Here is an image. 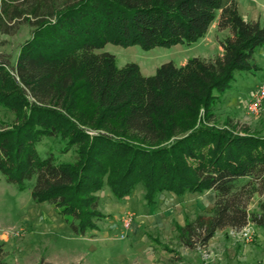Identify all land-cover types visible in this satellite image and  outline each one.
<instances>
[{
	"label": "trees",
	"instance_id": "trees-1",
	"mask_svg": "<svg viewBox=\"0 0 264 264\" xmlns=\"http://www.w3.org/2000/svg\"><path fill=\"white\" fill-rule=\"evenodd\" d=\"M216 22L231 32L219 55L165 63L153 76L96 52L191 45ZM23 24L32 33L15 65L0 59V105L16 114L0 132L8 183L23 191L34 181V200L59 209L79 235L98 230L106 187L124 200L140 184L151 207L164 192L214 193L211 212L177 225L186 248L207 247L220 231L264 229V136L235 135L237 125L215 119L237 76L258 71L264 22L247 20L238 0H0V35ZM45 138L64 142L63 154L76 149L75 161L42 155ZM256 195L263 198L251 213Z\"/></svg>",
	"mask_w": 264,
	"mask_h": 264
},
{
	"label": "rangeland",
	"instance_id": "rangeland-1",
	"mask_svg": "<svg viewBox=\"0 0 264 264\" xmlns=\"http://www.w3.org/2000/svg\"><path fill=\"white\" fill-rule=\"evenodd\" d=\"M230 0H224L226 5ZM242 15L251 21L264 22V0H238ZM214 23L205 38L191 45L178 44L172 47L158 46L145 49L140 45L123 47L108 44L98 54L109 52L116 56L118 67L137 64L143 75L153 76L157 69L169 62L177 66L188 60L213 59L222 51V42L231 35L229 30L220 31ZM32 28L23 24L11 36L0 35V59L10 60L15 65L21 45L31 37ZM258 71L243 72L237 76L231 90L215 106L216 123L223 126L226 120L236 126L235 135L264 136V103L257 114L250 112V97L264 85V48L255 55ZM16 121V114L0 105V132L9 130ZM65 143L60 139L45 138L39 144L42 155L53 152L61 162H73L76 149L67 154L61 150ZM34 181L20 191L8 183L0 171V243L5 248L7 264H261L264 263V229L250 224L251 239L247 241L243 232L220 231L207 247L190 249L182 246L178 239L168 241L166 250L155 241L160 240L158 228L147 222L155 216L158 207L149 211L145 206V187L140 184L133 194L118 200L109 187L100 193L99 210L104 215L97 223L98 230H89L85 235L77 234L72 221L59 209L47 202L38 203L32 196ZM205 193V192H204ZM203 197V193H188ZM206 197L209 195L205 194ZM191 197V196H190ZM205 198V196H204ZM263 197L256 195L249 206L251 213L258 211ZM130 199L131 202L127 203ZM206 199V198H205ZM178 203V202H177ZM196 205L197 202L191 201ZM207 207V202L203 203ZM146 207V208H145ZM188 212L176 207L173 216L209 213L207 208L187 207ZM184 210V212H183ZM127 214L134 215L130 230L124 228ZM151 225V226H150ZM122 235L125 238L122 239Z\"/></svg>",
	"mask_w": 264,
	"mask_h": 264
},
{
	"label": "crops",
	"instance_id": "crops-1",
	"mask_svg": "<svg viewBox=\"0 0 264 264\" xmlns=\"http://www.w3.org/2000/svg\"><path fill=\"white\" fill-rule=\"evenodd\" d=\"M205 194L209 196L206 197ZM204 196L206 199L204 198ZM191 201H193V203L197 202V204H190ZM205 201L207 202V207H204L203 205ZM129 202H131L130 199L127 200V203ZM145 206L148 207L149 211H152L155 208L149 206L147 202H145ZM177 206L180 207V209H184L186 214L188 212L187 207L189 206L207 208L208 211H211L215 206V195L211 191H206L205 193H203V197H196L193 194H186L183 197H179L172 192H164L159 195L156 205V207H158L157 212H155V216H151L150 218H148L147 222L152 226L158 228V233L160 237H162V239L160 242V240H157V236V238H155V241L159 243V245L162 246L165 250L169 248L167 242L175 238L177 225L185 226L187 218L189 217L188 215H185L183 213L181 214V216H173L171 218L172 212L176 211L175 208Z\"/></svg>",
	"mask_w": 264,
	"mask_h": 264
},
{
	"label": "built area",
	"instance_id": "built-area-1",
	"mask_svg": "<svg viewBox=\"0 0 264 264\" xmlns=\"http://www.w3.org/2000/svg\"><path fill=\"white\" fill-rule=\"evenodd\" d=\"M264 103V85L261 86L253 95L250 97V101L248 103V108L251 113L257 114L260 110L261 107ZM134 224V215L132 214H127L126 217L124 218V228L126 230H130ZM248 226L245 228L243 232V236L247 241H250L251 239V232L249 230ZM122 239L125 238V235H122Z\"/></svg>",
	"mask_w": 264,
	"mask_h": 264
}]
</instances>
